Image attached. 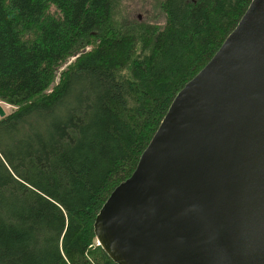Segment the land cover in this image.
I'll list each match as a JSON object with an SVG mask.
<instances>
[{
	"label": "trees",
	"instance_id": "trees-1",
	"mask_svg": "<svg viewBox=\"0 0 264 264\" xmlns=\"http://www.w3.org/2000/svg\"><path fill=\"white\" fill-rule=\"evenodd\" d=\"M121 1L0 0V264H116L98 210L250 2Z\"/></svg>",
	"mask_w": 264,
	"mask_h": 264
},
{
	"label": "water",
	"instance_id": "water-1",
	"mask_svg": "<svg viewBox=\"0 0 264 264\" xmlns=\"http://www.w3.org/2000/svg\"><path fill=\"white\" fill-rule=\"evenodd\" d=\"M93 231L116 264H264V0L175 94Z\"/></svg>",
	"mask_w": 264,
	"mask_h": 264
},
{
	"label": "rangeland",
	"instance_id": "rangeland-1",
	"mask_svg": "<svg viewBox=\"0 0 264 264\" xmlns=\"http://www.w3.org/2000/svg\"><path fill=\"white\" fill-rule=\"evenodd\" d=\"M120 6L123 8V16H128L130 19L136 18L145 22L158 23L162 21L161 11L157 8V4L153 0H122ZM89 49V48H87ZM73 60L71 57L67 64ZM65 65L57 69V73L61 72ZM58 75L55 82H58ZM56 84V83H54ZM6 114L12 112L16 107L7 103L0 102Z\"/></svg>",
	"mask_w": 264,
	"mask_h": 264
}]
</instances>
